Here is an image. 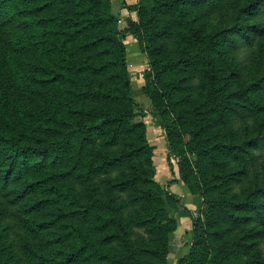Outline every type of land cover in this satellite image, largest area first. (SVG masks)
<instances>
[{
    "label": "trees",
    "instance_id": "1",
    "mask_svg": "<svg viewBox=\"0 0 264 264\" xmlns=\"http://www.w3.org/2000/svg\"><path fill=\"white\" fill-rule=\"evenodd\" d=\"M202 1L149 0L130 27L161 125L196 158L203 230L183 264H264V117L248 131L264 113V0H218L224 27L194 14ZM120 34L110 0H0V264H167L176 222Z\"/></svg>",
    "mask_w": 264,
    "mask_h": 264
},
{
    "label": "rangeland",
    "instance_id": "2",
    "mask_svg": "<svg viewBox=\"0 0 264 264\" xmlns=\"http://www.w3.org/2000/svg\"><path fill=\"white\" fill-rule=\"evenodd\" d=\"M149 0H110L112 11L117 16L118 26L121 29V40L125 46L127 73L130 81L131 95L133 98L134 121H142L145 126V134L148 143L151 146L153 180L161 187L160 196L162 197V208L165 214L176 222V229L170 236L169 250L167 254V264H183L189 247L193 241L194 232L203 230V226L198 219L202 217L203 199L200 195L201 189L198 184L196 167V158L193 152L185 147L178 132L165 129L161 125L160 113L155 107L153 93L155 91L153 74L148 62V58L137 39V35L131 30V23L137 22L138 18L136 10L140 4L147 3ZM232 3L225 4L218 0H203L201 5L198 3L194 7V14H200V20H203L207 27L226 26L227 20L224 17V10L231 7ZM223 7V10H221ZM202 9L204 13H202ZM256 14L249 16V23L256 18ZM257 21V22H256ZM256 24H260L261 20H256ZM264 37V32L258 33L253 40L254 44L260 38ZM253 44V45H254ZM260 57L264 59V44L258 50ZM253 55L252 46H241L233 60L237 62L239 70L243 74H247V68L251 66V58ZM264 117V113L260 116H253L249 120V133L255 136V130L259 127L258 122ZM168 120H166L167 124ZM168 129L170 137L166 136L165 131ZM264 162V151L257 154ZM174 177V178H173ZM186 182L192 188L191 194L201 197V202L189 207L181 202V197L175 194L170 185L175 180ZM185 184V183H184ZM186 185V184H185ZM187 186V185H186ZM189 188V187H188ZM211 244V238H209ZM213 248V245H211Z\"/></svg>",
    "mask_w": 264,
    "mask_h": 264
},
{
    "label": "crops",
    "instance_id": "3",
    "mask_svg": "<svg viewBox=\"0 0 264 264\" xmlns=\"http://www.w3.org/2000/svg\"><path fill=\"white\" fill-rule=\"evenodd\" d=\"M170 189L175 194L181 193L179 194L181 197V202H183V204L186 206L187 209H191L193 207H189V206L199 204L201 202V197L195 194H191L189 192L188 187L180 180L179 181L175 180L174 182H172L170 185Z\"/></svg>",
    "mask_w": 264,
    "mask_h": 264
}]
</instances>
